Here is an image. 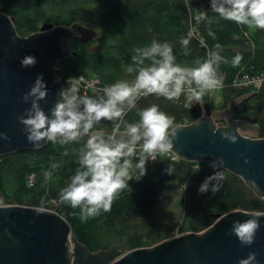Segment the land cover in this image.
Wrapping results in <instances>:
<instances>
[{"label":"trees","instance_id":"obj_1","mask_svg":"<svg viewBox=\"0 0 264 264\" xmlns=\"http://www.w3.org/2000/svg\"><path fill=\"white\" fill-rule=\"evenodd\" d=\"M0 12L14 19L22 36L37 32L45 22L56 25L78 22L95 29L98 36L90 41L73 38L71 48L76 54L61 59L57 70L64 87L70 77L97 80L95 89L80 88L83 95H95L118 79H132L134 74L127 73L126 69L134 55L133 49L153 39L172 43L177 61L186 66H194L197 59L206 58L207 52L220 43L222 55L228 62L219 67L224 81L223 87L218 89V100L215 99L217 92H206L201 101H193V107L186 109L187 94H182L179 101L149 95L141 97L137 107L156 103L175 117L177 125L188 124L253 92L254 95L237 108L235 117L259 125L258 134L264 137V29L225 20L212 10L199 11L191 5V0H0ZM201 13L205 16L197 22L195 16ZM210 29L215 32V39L209 35ZM190 32L192 38L185 55L179 41ZM237 52L242 53L243 58L233 66L231 60ZM246 75L251 79L263 77V82L259 87L237 83ZM125 119L129 122L138 119L136 110L127 113ZM113 127L114 124L99 123L97 130ZM83 144V140L67 145L47 142L39 149L0 157V197L5 203L56 210L92 251L113 244L129 251L152 246L181 232H199L215 221L214 213L239 209L264 211V199L257 196L241 177L221 167L213 169L210 163L172 159L161 153L156 160L147 162L146 174L140 177L138 146L136 155L131 158L130 164L136 167L130 172L132 179L128 181V187L114 199L110 211L83 221L78 208L73 209L59 200L60 190L78 166ZM53 163L59 167L53 169ZM46 170L53 172L51 180H45L43 173ZM216 170L224 177L221 189L215 193L211 190L199 192L205 177ZM181 187L185 189L178 202L182 209L181 222L176 214L161 221L158 209L163 198L171 189Z\"/></svg>","mask_w":264,"mask_h":264},{"label":"water","instance_id":"obj_2","mask_svg":"<svg viewBox=\"0 0 264 264\" xmlns=\"http://www.w3.org/2000/svg\"><path fill=\"white\" fill-rule=\"evenodd\" d=\"M199 11H211L209 0H191ZM98 32L81 23L56 25L45 22L40 30L22 36L14 19L0 12V157L39 149L28 141L18 117L30 106L23 94L36 76L43 74L47 96L41 106L47 111L60 99L64 87L58 75L59 61L71 54L74 37L90 41ZM34 55V66L23 67L21 59ZM254 93L244 94L227 107L215 109L195 122L179 124L173 139L174 151L189 162L223 160L219 167L241 177L257 196L264 199V137L260 127L235 117L237 108ZM101 124L114 122L102 119ZM110 131V128L103 129ZM237 137L231 141L222 133ZM87 136H85V139ZM264 211L233 210L214 213L215 221L202 231L181 232L152 246L124 251L115 244L92 251L74 233L69 221L56 210L19 203H0V264H238L249 252L264 264V216L254 242L244 245L231 232L233 221L246 220Z\"/></svg>","mask_w":264,"mask_h":264},{"label":"clouds","instance_id":"obj_3","mask_svg":"<svg viewBox=\"0 0 264 264\" xmlns=\"http://www.w3.org/2000/svg\"><path fill=\"white\" fill-rule=\"evenodd\" d=\"M210 10L225 20L256 29H264V0H209ZM205 13L195 16L199 22ZM215 39V32L209 30ZM192 38L190 32L181 37L185 55ZM203 43V41H201ZM174 46L167 40L153 39L150 43L133 49L134 55L127 66V73L134 74L132 79H118L107 84L95 95H83L76 77L67 79V87L60 90V99L49 109L41 106L48 93L47 82L43 74H38L23 94V100L30 106L18 119L24 125L28 141L39 147L41 141L67 145L84 141L79 150L78 166L70 176L69 182L59 192V200L78 208L81 220L111 210L112 202L119 193L128 187L132 179L129 166L131 158L140 146L141 157L138 168L140 177L146 174V164L156 160L161 153L173 148V139L178 125L175 117L161 109L159 104L138 108L141 97L156 95L169 101H179L182 94H187L184 102L186 109L193 107V101L199 102L204 94L223 86L224 75L220 72L221 63H227L222 55L220 43L206 54V58L197 59L194 66H186L177 61ZM243 55L237 52L232 58L233 66L240 63ZM36 57L28 54L22 57L23 67L34 66ZM259 86V82H256ZM136 110L132 122L125 119L127 113ZM102 119L114 122L110 131L97 130ZM231 141L237 137L230 131L222 133ZM85 136L87 138L85 139ZM0 138L9 139L7 133L0 132ZM67 155V151L64 153ZM223 164L221 158L210 162L213 169ZM57 163L52 168H58ZM45 180H51L53 172L46 170ZM224 177L214 171L205 177L198 191L215 193L222 187ZM264 212L253 214L246 220L233 221L231 232L240 242L250 245L254 242L261 222L258 217ZM238 264H260L255 252L241 258Z\"/></svg>","mask_w":264,"mask_h":264},{"label":"rangeland","instance_id":"obj_4","mask_svg":"<svg viewBox=\"0 0 264 264\" xmlns=\"http://www.w3.org/2000/svg\"><path fill=\"white\" fill-rule=\"evenodd\" d=\"M214 91H212L211 94H214V93L217 92L215 95L218 96V90H216L215 92ZM218 98H219V96L216 97L215 99L218 100ZM257 135H259V134H257ZM135 167L136 166L134 164H130V166H129V172L134 171L135 170ZM184 191H185V189L182 188V187L181 188H174V189H171L166 194V196L163 198L162 203L160 204V207L158 209V213H159V216H160V220L161 221L165 222L166 221V218L168 217V215L176 214L177 215L178 222L179 223L181 222L180 216H181V213H182L181 212L182 209L180 208L178 202L180 201V198L182 196H184ZM0 199H2V197H0ZM0 203H1V201H0Z\"/></svg>","mask_w":264,"mask_h":264},{"label":"built area","instance_id":"obj_5","mask_svg":"<svg viewBox=\"0 0 264 264\" xmlns=\"http://www.w3.org/2000/svg\"><path fill=\"white\" fill-rule=\"evenodd\" d=\"M77 81L79 82V85H80V88H85V89H88V88H96L97 85H98V82L97 80H91V79H88L86 77H78L76 78ZM256 82H259V86L262 84L263 82V77H258V78H254V79H251L248 75L244 76L241 80H239L237 83H239L240 85H244V84H254L255 86H257V83ZM258 86V87H259ZM223 87V86H222ZM220 87V88H222ZM218 88V89H220ZM216 89V90H218ZM215 90V91H216ZM214 91V90H213ZM214 91V92H215ZM209 92H212V91H209ZM165 155H168L170 156L172 159H177V158H180L174 151L170 150L168 152H165L163 153ZM1 203L4 204L5 202H3L2 199H0Z\"/></svg>","mask_w":264,"mask_h":264}]
</instances>
